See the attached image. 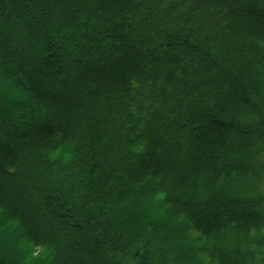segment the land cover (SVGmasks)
Returning <instances> with one entry per match:
<instances>
[{
    "label": "trees",
    "instance_id": "16d2710c",
    "mask_svg": "<svg viewBox=\"0 0 264 264\" xmlns=\"http://www.w3.org/2000/svg\"><path fill=\"white\" fill-rule=\"evenodd\" d=\"M122 1L0 0V264H264V0Z\"/></svg>",
    "mask_w": 264,
    "mask_h": 264
},
{
    "label": "rangeland",
    "instance_id": "374dc122",
    "mask_svg": "<svg viewBox=\"0 0 264 264\" xmlns=\"http://www.w3.org/2000/svg\"><path fill=\"white\" fill-rule=\"evenodd\" d=\"M224 5L226 6L227 10L228 11H231L232 13H236L238 15H242L244 18H248L252 15V13H250L248 10H246V6L247 7H251V6H254V7H259L262 5V3H258L256 4L255 2H250L248 0H221ZM120 5L123 4V1L121 0V2H119ZM256 4V5H254ZM93 5V2H91L89 5H87L88 7H91ZM6 13H9L8 11H5ZM10 12H13V10H10ZM89 16L92 14H88ZM85 16V17H80V21H81V25H82V28L81 29H86L87 27L88 28H91L92 31H96L93 36H95L94 38V42L96 41H101L102 44H108L110 43V39L108 38H104V39H101V36L99 37V34L102 32V30L105 28V26L107 25V21H106V17L104 16H99V18H94L93 16L90 18L89 16ZM55 19H57V16L54 17ZM97 19V20H96ZM9 30H2L0 31V48L3 49V45L4 43L3 42H8L10 43V45L12 46L13 49H16L17 51H25V50H29L31 51V55L29 57L30 61H38V62H43V56H44V53L40 50L41 49V39L39 38H36L34 39V41H25V36L22 34H20V30L19 28H15V27H9L8 28ZM85 45V43L81 42V44L79 45H74V44H66V48H73V49H81L83 46ZM36 49H39L38 51H36ZM71 50V49H70ZM122 58V57H121ZM119 59V58H118ZM116 59V60H118ZM140 59H146V60H149L148 59V56L146 55V53H140L139 54V61ZM183 57H180V60H182ZM119 61V60H118ZM67 66H75L73 65V63H69ZM137 68V66L135 68L132 67V71ZM72 79H74L76 82L80 81V79H82V75L79 73L73 75ZM98 83V82H96ZM95 87V83H92L91 85H87V88L86 89H92ZM49 88H50V85L47 87V91H49ZM72 93H74L76 96L74 97V101L71 103V105L69 104V106L73 109V112L76 111V112H79L81 111V107L85 106L87 103H89V98L92 97L93 95L91 94L92 92H88V96H85V97H82L80 96V93L77 92L76 94V91L75 90H72L71 91ZM58 96H67L68 94H63L62 92H58ZM260 106V105H259ZM40 112L38 109L35 110V113H38ZM264 114V111L263 113ZM262 116V115H261ZM261 116H258L255 120L256 121H259V117ZM61 119L63 118L64 120L68 121L69 117L67 116H59ZM254 120V121H255ZM4 135V134H2ZM161 137L162 134H161ZM164 139H167L165 137H163ZM169 139V138H168ZM264 145L262 144H258L257 147L258 148H263ZM169 153H170V150H169ZM258 162L259 163H263L262 160H263V157L261 155L258 156ZM165 159L168 161V162H172V161H177L172 153H170L169 156H165ZM227 161H230L229 158H227L226 160L224 159V162H227ZM257 179V178H255ZM0 184H4L5 187H6V190L8 191V189H10V191H12L13 194H7L6 198L8 200H12V201H15L17 202L18 204H21V205H24L25 202H26V199L27 197L24 196V195H14L17 193V188L14 187L13 185H9V183H7L6 181H3L2 180V176H1V173H0ZM250 187H245V189L247 190L246 191V195L248 197H258V196H261V195H264V180H262L260 182V180H251L250 183ZM245 185V186H248ZM9 192V191H8ZM5 195V194H2L1 197ZM12 195V196H11ZM4 198V196H3ZM21 214L25 215L26 217L28 218H33V217H36L37 216V220L39 222V225L41 227H46L45 226V221L44 219L42 218L41 216V213L38 211V209L36 207H32V209L30 211H22ZM259 215L260 217L264 218V211H252V212H248L247 215L248 217L250 218L252 215Z\"/></svg>",
    "mask_w": 264,
    "mask_h": 264
}]
</instances>
